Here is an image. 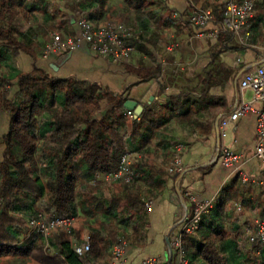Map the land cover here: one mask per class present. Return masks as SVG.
<instances>
[{
  "label": "trees",
  "instance_id": "obj_1",
  "mask_svg": "<svg viewBox=\"0 0 264 264\" xmlns=\"http://www.w3.org/2000/svg\"><path fill=\"white\" fill-rule=\"evenodd\" d=\"M111 1L0 0V112L9 117L0 160V264H109L121 239L128 246L146 245L150 231L147 205L180 175L168 170L179 156L176 142L158 137L172 115L186 116L184 102L176 100L180 97H170L160 112L144 105L141 116L130 118L125 108V91L114 93L98 83L76 77L62 79L38 68L17 74L13 67L12 61L20 53L32 54L38 29L47 38L50 30H61L72 20L116 25L108 17ZM124 1L127 10L122 19L131 34L128 43L133 45L140 38L129 24V17H145L156 26L161 16L151 0ZM222 14L223 11L219 19ZM258 21L264 23L263 19ZM254 22L253 18L252 28L259 25ZM25 26L27 29L23 30ZM250 39L252 43L257 41L251 34ZM137 74L142 79H157L161 70L151 69L146 76L143 72ZM10 84L17 87L11 95L5 91ZM167 111L170 116L164 114ZM210 133L207 130L198 134ZM127 153L139 155L131 183L93 184L96 175L117 170ZM159 153L164 156L163 165L155 161ZM252 187L264 188L241 182L244 191ZM216 200L219 204L214 213L202 220L194 234L184 235L183 246L190 261L264 264V246L251 243L246 234L254 222H247L244 227L235 220L230 232L224 202L221 198ZM79 213L90 219L95 217L92 221L83 219L91 242V250L84 257L74 251L75 243L82 242V225L56 228L47 239L36 231L24 234L25 226L40 216L53 220L77 218ZM258 214L264 216V203ZM242 235L252 246L251 252L242 248ZM46 247H52L56 255H47Z\"/></svg>",
  "mask_w": 264,
  "mask_h": 264
},
{
  "label": "crops",
  "instance_id": "obj_2",
  "mask_svg": "<svg viewBox=\"0 0 264 264\" xmlns=\"http://www.w3.org/2000/svg\"><path fill=\"white\" fill-rule=\"evenodd\" d=\"M151 1L156 4L161 21L155 26L145 17L139 20L133 15L129 17V24L135 28L140 41L132 42L134 51L123 63H115L94 53L88 45L45 59L43 49L48 38L52 40L51 32L47 38L39 40L38 47H32V54L20 53L12 61L17 74H27L38 68L58 78L76 77L98 83L114 93L125 91L128 100L142 107L149 105L156 112L166 106L170 97H180L176 100L184 102L186 116L172 115L170 122L160 129L158 137L171 142L176 139V153L185 171L175 181H169L162 194L152 201L146 245L127 246L129 263H139L153 256L163 259L168 255V232L173 227L171 225L177 224L182 217L186 206L191 205L190 197L198 201L221 198L228 216L239 220L244 227L259 217V207L264 203V188L252 187L244 191L240 188L241 183H235L240 178L234 170L225 168L219 158L216 161L217 148L221 144L243 156L240 169L252 180H260L263 176L261 162L255 157L257 112L240 118L227 129L223 139L219 138L216 128L220 117L237 105L238 78L248 66L263 59L264 45L259 41L242 47L235 38L230 40L228 33H217L221 28L218 23L204 28L190 23L195 8L212 10L216 20H221L219 17L226 0ZM108 11V17L114 21L112 12ZM66 25L76 38L81 35L78 22L72 20ZM60 31L63 35L62 29ZM68 52H72L71 57L57 67L55 62ZM157 68L161 70L157 79H142L137 74L143 72L146 76L147 71ZM252 97L250 91L244 94L247 101ZM254 108L259 110L261 104L256 103ZM164 114L171 115L170 111ZM180 115L184 114L181 112ZM188 117L193 118L191 122L181 120ZM207 130L211 131L209 136L198 134ZM179 145L184 147L182 152L177 150ZM158 155L161 160L157 157L155 161L163 165L164 156ZM230 196L237 197V200L232 198L230 201ZM243 198H246L245 202ZM244 206L246 212L242 209ZM235 207H239L240 214H233Z\"/></svg>",
  "mask_w": 264,
  "mask_h": 264
},
{
  "label": "built area",
  "instance_id": "obj_3",
  "mask_svg": "<svg viewBox=\"0 0 264 264\" xmlns=\"http://www.w3.org/2000/svg\"><path fill=\"white\" fill-rule=\"evenodd\" d=\"M264 0H243L242 2L229 1L224 4L221 20H216L212 10H203L195 8L189 21L199 28H204L211 23L220 24L221 28L217 31L229 33L234 36L238 44L242 47L249 45L250 21L255 16L256 3ZM81 35L75 39L65 38L60 33H54L52 40L45 45L43 49V58L48 59L53 55L66 51H74L83 45H88L90 49L103 57L111 59L115 63H123L127 61L134 51V47L128 43L131 38L130 31L124 23L112 25L110 23L95 25L87 19L79 21ZM250 91L253 95L250 101L245 100L244 94ZM238 102L235 108L220 117L217 124V133L220 139L226 137L227 129L236 124L237 121L246 116L250 112H257L256 134L257 145L255 148V157L261 162L263 168V176L260 180H252L247 173L240 169V161L243 156L237 154L224 145H219L217 152L221 164L228 169H233L239 176L243 184L254 183L264 186V57L261 61L250 65L238 78ZM261 104L259 110H255L254 105ZM130 118L135 117L134 112L128 111ZM179 152L184 150L183 145L177 147ZM139 157L136 153L125 154L120 162L117 170L102 175H96L95 185L97 182L104 184H112L123 182L129 184L134 178V162ZM170 172L182 173L185 171L180 156L170 165ZM191 211L186 206L182 217L178 220L168 232V255L165 258L148 257L139 263H129L126 258L127 243L124 239L116 245L112 251V262L109 264H195L190 261L183 246L184 235L194 234L200 227L204 215H208L214 205V200L198 201L194 197H190ZM148 211H151V204L147 205ZM75 217L60 218L47 220L43 216L29 222L32 232L40 233L45 239L56 228H70ZM250 242H260L264 246V216L257 218L253 223V229L246 231ZM91 250L90 237H85L84 244L75 245L74 251L79 256H85Z\"/></svg>",
  "mask_w": 264,
  "mask_h": 264
},
{
  "label": "rangeland",
  "instance_id": "obj_4",
  "mask_svg": "<svg viewBox=\"0 0 264 264\" xmlns=\"http://www.w3.org/2000/svg\"><path fill=\"white\" fill-rule=\"evenodd\" d=\"M233 1L242 2L243 0H233ZM108 10H110L112 12V16H113L112 18H113V20L116 23H118V24H122L123 23V19L122 18L124 17V14H125V12L127 10L126 3H125L124 0H112L108 4ZM254 10H255V16H254V21L255 22L254 23H258V24L261 23L260 21H258L259 19H263V22H264V1L263 2L260 1V2L256 3ZM262 24H264V23H262ZM25 29H27L26 26L23 27V30H25ZM44 29H47V27H44ZM61 29H62V32H63V35H64L65 38L66 37L67 38H72V39H75L76 38L75 33H73V31L69 27H67V25H65V24L62 25V28ZM247 30H248V32L252 36H254V37L257 38V41L256 42H259L260 41L259 43H261L262 45H264V25H258L256 27H253L252 28V20H251L250 21L249 29H247ZM50 32L53 33V34L55 32H58V33L61 34V31L60 30H58V31H56V30L55 31L50 30ZM32 33H33V35H35V32H32ZM36 34L38 36V41L36 43H34L32 47H36V46L38 47V45H40L38 43L39 40H41L43 38V35H42L41 30L38 29V31L36 32ZM48 40H49L48 42L51 41V39H49V38H48ZM249 44H252V39H249ZM45 45H44V48H45ZM15 90H17V87L14 86V85H11V84L8 85L5 88V91H9V94L10 95L12 93H14ZM8 126H9V117H8L7 114H5L3 111H1L0 112V160L2 159L3 151H4V148H5L4 142L2 141V136L4 135L5 132H7ZM173 142H176V139ZM157 157H158L159 160H161L159 155H156V158ZM235 183H236V185H239L241 183V181L240 180H237V182L235 181ZM102 186L113 187V185H104V184H102ZM228 198L231 199V197H228ZM229 199H227V201H226L227 203L229 202ZM218 204H219V201L218 200H215L214 205H213V208L211 210V213H214V211L216 210V207L218 206ZM238 208L239 207H235L234 208V210L236 212H234V210H232L233 214L234 213H238V212H239V214L241 213ZM242 209L244 210V212L247 211V208L245 206L242 207ZM96 215L99 216L100 215V211H98ZM207 216L208 215H204L203 216V220ZM244 217H245V215H244ZM94 218H91L90 219V218H87V216H83L82 213H79V217H77L75 219L73 225H80V226L82 225V227H83L82 228L83 229V234H82V242L75 243V245H78V246L82 245L84 243V240L83 239H85V237H87V236L90 237L89 227L87 226V223H85V221H92V220H94ZM234 221H235L234 217L231 216V215H229L228 216V221H227L228 224L227 225H228V230L230 232L233 231V228L231 226H229V225H230V223H233ZM171 226H174V224L171 225ZM30 233H31V229L29 228V225H26L25 228H24V234L29 235ZM241 239L243 241H245V244L242 245V248L243 249L245 248V250L251 252L252 246L247 242L246 237L244 235H242L241 236ZM44 249H45L44 250L45 253L47 255H49L50 257H53V256L56 255V251L52 247H46ZM12 263L14 264V262H12ZM33 264H35V263H33Z\"/></svg>",
  "mask_w": 264,
  "mask_h": 264
},
{
  "label": "water",
  "instance_id": "obj_5",
  "mask_svg": "<svg viewBox=\"0 0 264 264\" xmlns=\"http://www.w3.org/2000/svg\"><path fill=\"white\" fill-rule=\"evenodd\" d=\"M72 55V52H68L64 55H61L58 60L55 62V65L57 67L59 66H62ZM125 108L128 110V111H132L134 112V114L136 115V117H139L141 116L142 112H143V107L142 106H139L137 102L135 101H132V100H128L126 103H125ZM218 157H219V154H217V157H216V161L218 160ZM167 241V245L169 246V240H168V237L166 239Z\"/></svg>",
  "mask_w": 264,
  "mask_h": 264
}]
</instances>
